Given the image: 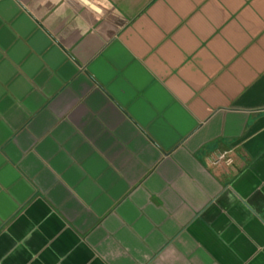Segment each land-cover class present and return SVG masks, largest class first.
<instances>
[{
	"label": "crops",
	"instance_id": "1",
	"mask_svg": "<svg viewBox=\"0 0 264 264\" xmlns=\"http://www.w3.org/2000/svg\"><path fill=\"white\" fill-rule=\"evenodd\" d=\"M111 3L0 0V264H264V0Z\"/></svg>",
	"mask_w": 264,
	"mask_h": 264
},
{
	"label": "clouds",
	"instance_id": "2",
	"mask_svg": "<svg viewBox=\"0 0 264 264\" xmlns=\"http://www.w3.org/2000/svg\"><path fill=\"white\" fill-rule=\"evenodd\" d=\"M54 3L58 2V0H53ZM81 5L88 7L91 11L96 13V18L99 20L103 14L104 9H111L113 7L111 0H79Z\"/></svg>",
	"mask_w": 264,
	"mask_h": 264
},
{
	"label": "built area",
	"instance_id": "3",
	"mask_svg": "<svg viewBox=\"0 0 264 264\" xmlns=\"http://www.w3.org/2000/svg\"><path fill=\"white\" fill-rule=\"evenodd\" d=\"M222 160L227 161L228 163L231 162V158L229 156V151L228 150H223V151H219L215 157H213L212 162L214 164H218L219 162H221Z\"/></svg>",
	"mask_w": 264,
	"mask_h": 264
}]
</instances>
